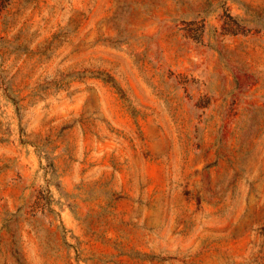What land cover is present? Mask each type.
Masks as SVG:
<instances>
[{"label":"rangeland","instance_id":"1","mask_svg":"<svg viewBox=\"0 0 264 264\" xmlns=\"http://www.w3.org/2000/svg\"><path fill=\"white\" fill-rule=\"evenodd\" d=\"M0 264H264V0H0Z\"/></svg>","mask_w":264,"mask_h":264}]
</instances>
